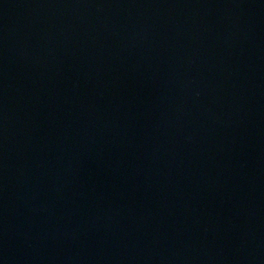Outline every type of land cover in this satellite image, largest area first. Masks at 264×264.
<instances>
[{"label": "water", "instance_id": "95a60500", "mask_svg": "<svg viewBox=\"0 0 264 264\" xmlns=\"http://www.w3.org/2000/svg\"><path fill=\"white\" fill-rule=\"evenodd\" d=\"M0 264H264V0H0Z\"/></svg>", "mask_w": 264, "mask_h": 264}]
</instances>
